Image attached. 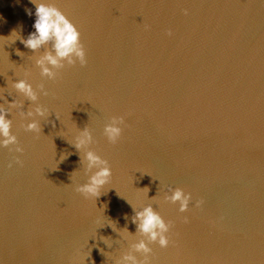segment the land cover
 Listing matches in <instances>:
<instances>
[{
  "label": "water",
  "instance_id": "obj_1",
  "mask_svg": "<svg viewBox=\"0 0 264 264\" xmlns=\"http://www.w3.org/2000/svg\"><path fill=\"white\" fill-rule=\"evenodd\" d=\"M51 2L86 53L54 80L20 40L35 5L0 0V36L20 37L0 41V105L22 101L9 118L24 149L0 147V264H115L140 238L117 231L134 234L132 205L148 204L170 222L150 264H264V0ZM21 78L48 92L39 132L22 126L31 102L10 86ZM112 116L124 118L115 144L103 134ZM85 125L112 169L97 198L75 191ZM177 187L184 212L164 199Z\"/></svg>",
  "mask_w": 264,
  "mask_h": 264
},
{
  "label": "clouds",
  "instance_id": "obj_2",
  "mask_svg": "<svg viewBox=\"0 0 264 264\" xmlns=\"http://www.w3.org/2000/svg\"><path fill=\"white\" fill-rule=\"evenodd\" d=\"M31 2L35 5V20L32 25L34 31L30 32L27 38H20L15 35L16 31L13 30L7 37L0 36V41L7 39L13 42L20 38L21 43L31 49L33 54L39 53V55H34V64L38 67L40 76L48 80L56 79L58 70L66 64L73 65L78 61L80 65H84L86 53L76 25L55 7L51 0H31ZM18 54L20 53L18 52ZM10 86L31 102L26 111H20V115L26 121L22 126L26 131L39 132L41 124L38 118L47 115V109L39 103V96L48 95L47 90L43 84H37L34 88L27 78L12 80ZM7 103V108L0 105V147L14 145L15 152L23 153L24 149L11 132L12 119L9 118L10 110L13 108L22 109L23 104L22 101L16 100ZM123 123L122 116H112L110 122L104 125L103 134L110 143L115 144L120 139ZM92 142V133L87 125L82 129L77 128L72 143L80 153V162L83 164V171L87 179L84 183L77 184L75 191L85 197L97 198L101 194V189L109 183L112 169L108 161L90 147ZM14 162L21 163L18 157ZM70 179L72 180V175ZM170 193V195L165 194L164 199L178 204L180 212L186 211L191 199L190 194L179 187L171 189ZM132 207L134 215L131 217V221L135 225V233L130 234L126 227L120 229L121 231H117L116 228L113 230L117 231L123 239L135 234H139L140 238L129 243L128 250L120 254L119 258L115 260V264H150L152 253L150 244H158L161 249L169 246L170 222H166L151 204L140 209H136L133 205ZM125 219L128 218L125 217ZM137 254H139V258Z\"/></svg>",
  "mask_w": 264,
  "mask_h": 264
}]
</instances>
